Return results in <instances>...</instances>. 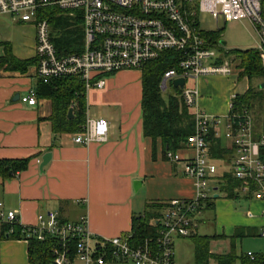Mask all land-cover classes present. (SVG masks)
<instances>
[{
	"label": "built area",
	"instance_id": "obj_1",
	"mask_svg": "<svg viewBox=\"0 0 264 264\" xmlns=\"http://www.w3.org/2000/svg\"><path fill=\"white\" fill-rule=\"evenodd\" d=\"M51 9L81 20L83 38L79 53L59 56L51 40L47 15ZM200 13L208 14L216 22L220 18L225 23L248 20L260 38L257 51L264 68V0H0V16L34 26L36 75L43 83L77 76L86 90L102 88L109 75L121 70H141L166 52L176 53L175 65L163 73L160 88L165 91L168 82L174 88L173 80H184L183 87L176 89L192 116L193 132L186 148L195 155L183 158L180 152L168 151L165 157L172 163L182 162L183 173L196 181L198 189L192 199L166 202L154 220L156 237L146 238L140 244L133 243L130 234L94 241L86 216L75 222H62L54 211L38 217L33 226H21L17 213L5 210L1 203L0 232L7 226L6 232L11 233L12 227L19 225L26 241L32 237L40 242L51 238L50 264H182L174 259V241L191 236L198 214L212 199L208 181L218 170L210 157L207 137L212 131L218 135L221 118L200 109L197 80L203 76H229L232 72L231 60L213 49L200 30ZM188 79L193 85H187ZM20 101L34 105L35 91H27ZM224 129V138L232 146L229 173L241 182L233 193L264 200V162L260 158L264 136L255 137L253 118L246 110L229 113ZM106 138L105 121L86 120L84 130L74 134L73 141L88 146L105 142ZM259 235L264 237V232Z\"/></svg>",
	"mask_w": 264,
	"mask_h": 264
},
{
	"label": "crops",
	"instance_id": "obj_2",
	"mask_svg": "<svg viewBox=\"0 0 264 264\" xmlns=\"http://www.w3.org/2000/svg\"><path fill=\"white\" fill-rule=\"evenodd\" d=\"M17 25L33 29V51L28 57L19 55L21 49L16 47L14 36L4 33L10 26ZM34 48L35 28L32 24L0 16V59L8 50L19 60L32 59L35 57ZM208 77L203 76L197 80L199 98L210 85L213 89H219V98L225 107L211 108L208 115L221 118L225 131L224 122L230 112L231 97L243 94L249 83L246 79L244 91L238 92L237 84L240 80L236 76L235 80L222 76L221 86L214 84ZM38 82L36 63L29 65L24 72L0 67V161H27L24 170L14 173L10 171L8 178L0 176V203L5 210L17 213L21 226H33L38 217H46L52 211L57 212L58 219L62 222H75L81 216H86L95 241L131 235L132 219L143 215L148 203L196 197V181L185 176L182 162H170L163 153L161 141L157 139L153 144L151 138L143 135L141 70L118 71L105 78L102 88L86 90V120H103L107 124L105 142H93L88 146L75 143L74 134L56 135L52 132L48 120L51 114L49 100L39 99L35 94L36 103L32 106L20 101V97L27 91L36 90ZM199 84L205 88L199 89ZM217 132L218 135L213 132L214 138L219 141L222 149L230 150L231 159L230 141L224 135L221 136L220 127ZM208 138L209 136L207 142ZM48 152L51 158L41 170L42 156ZM179 152L183 158L195 155L193 150L186 147ZM210 157L218 167L217 174L208 181L212 199L206 201L197 216L191 236L187 238L192 240L193 236H199L198 228L203 214L215 209V199L221 194L229 200L223 202V205L234 203L233 206L226 205L233 235L236 232L242 233L239 238L231 237L233 249L234 239L259 237V232H264V200H254L247 195L228 198L226 192L218 191L217 183L221 186V176L229 173L230 160L215 159L211 153ZM217 178H220L218 182L215 180ZM236 181L239 186L241 182ZM135 182L139 183L134 186ZM248 212L251 216L247 215ZM199 237H215V240L225 236ZM27 246L26 240L2 239L0 264H28ZM209 253L212 256L233 253L237 257L235 264H240L239 258L244 256H238L233 251L214 254L209 250ZM246 256L252 258L254 254L248 253ZM174 259L182 264L189 262L185 258H176L175 253ZM210 262L217 264L213 258L209 259L208 263ZM192 264H195L194 245Z\"/></svg>",
	"mask_w": 264,
	"mask_h": 264
},
{
	"label": "trees",
	"instance_id": "obj_3",
	"mask_svg": "<svg viewBox=\"0 0 264 264\" xmlns=\"http://www.w3.org/2000/svg\"><path fill=\"white\" fill-rule=\"evenodd\" d=\"M57 10L51 11L49 25L51 28V40L53 41L59 56L77 54L82 49V22L79 18L58 16ZM210 43L218 41L219 34L216 32L205 33ZM228 54L235 56L237 61L238 79H247L249 85L247 90L232 98V109L230 114L248 111L252 115L255 106L263 103L264 89L259 86L264 82V68L259 59L257 49L231 50ZM177 54L166 52L156 61L147 63L141 69L142 73V129L143 135L149 137L154 144L159 139L162 144L163 153L168 151L176 153L186 147L187 139L193 132V120L189 110L183 105L179 94L180 90L174 88L173 92L164 99L160 88L163 73L174 67ZM6 69L24 72L28 66L36 63L35 57L27 60H19L8 50L0 59ZM232 62V61H231ZM260 80L257 85L253 81ZM85 84L80 77H62L43 83L40 79L35 90L36 97L47 99L51 103V114L48 120L51 123L52 132L58 134H76L84 130L86 122ZM69 109L72 110V118L68 117ZM257 116V114H256ZM253 118L255 137L264 136V122H259V116ZM258 122V123H257ZM209 150L215 159L224 158L229 161L230 150L222 149L219 141L214 138L213 132L208 135ZM260 158L264 162V147L260 148ZM26 160L0 161V176L8 178L11 171H22L26 168ZM238 186L235 179L229 173L221 176V190L227 193L228 198L234 196V188ZM166 205V202H152L146 205L143 215L132 219L131 241L140 244L144 239L156 237L157 228L154 220ZM212 206L211 203H207ZM4 226L0 232L2 239L24 240V234L19 225L12 227ZM242 233L236 232L233 238H239ZM215 237L193 236L195 264H208L213 258L217 264H235L237 257L233 254L214 255L209 253V245ZM28 264H50V250L53 241L48 238L40 242L35 238L27 239ZM240 264H264V254L242 256Z\"/></svg>",
	"mask_w": 264,
	"mask_h": 264
},
{
	"label": "rangeland",
	"instance_id": "obj_4",
	"mask_svg": "<svg viewBox=\"0 0 264 264\" xmlns=\"http://www.w3.org/2000/svg\"><path fill=\"white\" fill-rule=\"evenodd\" d=\"M53 11V9L49 10V12ZM58 16H67L63 12H58ZM198 22L200 30L205 33H213L216 32L219 34L218 41L215 43H211L213 49L222 51V54L225 59L232 61V72L231 76H228V79L238 78V69L236 68L237 61L235 60V56L232 54H228L231 50H247V49H257L260 45V38L253 28V25L246 19L227 22L225 23L221 18L216 22L212 19L208 14L200 13L198 16ZM22 25H17L16 27L10 26L8 30H4V33H11L14 36V42L16 47H19L20 53L22 57H28L32 54V41L31 38L33 36V29L30 27L29 29L20 27ZM220 42H225V46H222ZM260 59V58H259ZM2 61H0V67H3ZM236 77H234V76ZM210 80L215 82L214 84H218L221 86L222 84V76L219 75H211L208 77ZM226 78V77H223ZM260 80L253 81V85H257ZM193 81L187 80V85H193ZM247 85L246 79H241L239 81L238 92H243ZM205 88L199 84V89ZM173 87L168 82V88L163 92L164 99H167V96L173 92ZM203 95V96H202ZM264 98V97H263ZM199 105L203 112L209 113L211 108L217 109L221 106L224 108L225 106L222 104V99L219 98V89H213V87L205 88L200 94ZM212 105V106H210ZM228 106V103L226 104ZM259 116V122H264V99L263 103L259 106H255V112L252 111V116L256 118ZM219 117V116H218ZM258 123V122H257ZM221 128V136L224 135V130L222 128V124L219 126ZM255 133V132H254ZM224 167V166H222ZM220 178L215 179L218 182ZM215 184L214 181H212ZM212 184V187L214 185ZM211 185V184H210ZM218 191H221V186ZM216 201V207L212 211H206L202 216V222L198 228L199 236H213V235H224V238L215 239L210 242L209 250L214 254H224L229 252H234L238 256L246 255L248 253L257 255L264 254V237H246L243 239H234V248L231 246V237L233 236V228L231 226V220L228 217L226 205L233 206L234 203L222 204L223 202L229 201L222 197L220 194ZM232 202V201H231ZM240 209V208H238ZM230 210V209H229ZM237 210V209H236ZM260 234V232H259ZM193 241L190 238L178 239L174 241V253L176 258H185V261L188 260L187 264H192L193 258ZM184 263V262H183Z\"/></svg>",
	"mask_w": 264,
	"mask_h": 264
},
{
	"label": "water",
	"instance_id": "obj_5",
	"mask_svg": "<svg viewBox=\"0 0 264 264\" xmlns=\"http://www.w3.org/2000/svg\"><path fill=\"white\" fill-rule=\"evenodd\" d=\"M220 44L222 46H225V42H220ZM172 84H173L174 88L181 89L183 87L184 80L182 78H178V79L173 80ZM259 88L264 89V82L260 84ZM68 117L72 118V110L71 109H69V111H68ZM50 158H51V154L49 152L42 156V161L40 163V169L41 170L49 162ZM138 183L139 182H135L134 186H136ZM215 198H217V195H215Z\"/></svg>",
	"mask_w": 264,
	"mask_h": 264
}]
</instances>
